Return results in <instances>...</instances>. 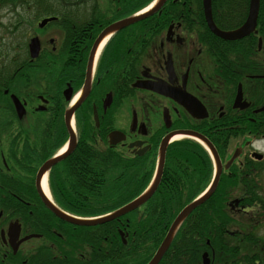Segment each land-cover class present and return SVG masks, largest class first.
Wrapping results in <instances>:
<instances>
[{
  "label": "flooded vegetation",
  "instance_id": "obj_1",
  "mask_svg": "<svg viewBox=\"0 0 264 264\" xmlns=\"http://www.w3.org/2000/svg\"><path fill=\"white\" fill-rule=\"evenodd\" d=\"M204 3L54 0V11L38 8L44 18H55L42 27L36 22L39 30L30 36L38 39L41 61L13 58L8 68L19 69L22 83L9 80L0 89V98L10 101L14 95L25 108L22 118L11 101L12 110L0 112V264H45L38 252L46 246L59 253L56 241L50 244L36 232H44L47 220L66 222L46 206L47 198L62 210L53 199L49 174L76 150L81 132L95 136L90 141L99 149L147 158L141 161L149 164L150 174L134 179L141 191L117 209L153 185L166 138L155 190L124 214L137 222L115 218L123 244L136 234L132 224L142 221L139 226L150 228L153 244L159 241L152 258L176 217L205 196L215 178L207 145L195 140L185 146L197 157V167L188 160L182 168L165 169L168 148L191 139L183 131L207 139L221 169L213 190L180 222L158 264H264V0H259L254 27L231 40L212 27L222 33L242 29L251 0H210V18ZM125 21L130 22L121 25ZM49 25L56 29L39 36ZM61 98L65 107L56 116L53 103ZM73 106L76 145L38 177L47 160L67 152L65 112ZM60 130L66 135L62 143ZM177 135L183 138L173 139ZM206 155L209 167L204 166ZM11 227L18 230L16 249L9 242ZM85 248L73 258L87 264L92 244Z\"/></svg>",
  "mask_w": 264,
  "mask_h": 264
},
{
  "label": "trees",
  "instance_id": "obj_2",
  "mask_svg": "<svg viewBox=\"0 0 264 264\" xmlns=\"http://www.w3.org/2000/svg\"><path fill=\"white\" fill-rule=\"evenodd\" d=\"M39 1L0 0V6H19L23 8L24 6L32 5L37 9L41 8L47 11L46 14L55 8L54 0H45L43 6L38 3ZM20 21H23V19H20ZM13 55L21 57L22 53H17V55L14 53ZM26 59L23 61H26ZM39 61L37 59L31 62ZM0 64L4 65L3 62H0ZM2 69L0 67V80L2 79L0 89L7 88L8 81L15 79L19 70L7 73L6 69ZM28 75H31L30 72H28ZM38 77V74L31 76V78L35 79ZM53 106L56 116L58 111L62 115L65 107L62 98L60 101L53 103ZM9 110H12L9 100L0 98V112ZM60 131L62 132V143L66 135L63 130ZM80 135L81 138L76 150L63 159L60 164L52 168L49 174V186L55 203L65 212L83 218L98 217L116 210L133 199L142 189L134 179L150 174L151 168L147 171L149 164L141 161V159H147L146 157H131L117 153L114 150L105 151L97 148L90 141L95 136L88 132H81ZM59 141L55 147L60 144ZM181 142L168 148L166 159L169 162V166L165 167V169L182 168L184 163H188L185 162L188 160H190L189 162L193 168L198 163L196 161L197 157L190 155V148L185 146L186 143L192 141L184 140ZM172 161L175 162L173 163ZM209 164L206 155L204 166L209 167ZM175 172L177 174L180 173ZM123 216L124 218H129L130 223L137 222V219H131L130 215ZM123 216L119 217L122 221L124 219ZM47 221L50 222H48V227L44 232L36 233L45 234L46 241L50 244L56 241L54 246L59 248L60 251L57 253L49 246L40 248L41 251L38 253L41 254L40 257L45 264H84L80 259H74L73 256L77 249L86 252V244H92L91 258L87 264H146L159 243L158 241L153 244L151 233H149L150 228L144 225L139 226L142 221H140L139 225H131V230L136 231V234L133 237H128L126 244L121 242L119 231L123 230L118 219L93 226H76L66 222L63 223V221ZM150 221L148 220V222ZM53 231H57L62 237L60 239L56 238L52 234ZM110 246H114L117 249L115 250L114 247ZM58 254L61 259H52V256Z\"/></svg>",
  "mask_w": 264,
  "mask_h": 264
},
{
  "label": "water",
  "instance_id": "obj_3",
  "mask_svg": "<svg viewBox=\"0 0 264 264\" xmlns=\"http://www.w3.org/2000/svg\"><path fill=\"white\" fill-rule=\"evenodd\" d=\"M205 1V7L207 9V17L210 18V0H204ZM258 4H259V0H251V12H250V16L249 19L247 20L246 24L243 26L242 29L236 31V32H230V33H222L220 31H218L214 26L212 27V29L215 31L216 34L220 35V37L227 39V40H231L233 39L235 36H240L244 31H249L251 30L254 25H255V19H256V15H257V8H258ZM144 15L141 16H137L134 20H138L139 18L143 17ZM53 18H47L42 20L39 23V27H42L44 24H46L48 21H51ZM130 21H125L123 22L121 25H126L128 24ZM28 52H29V56L30 58L34 59L38 56L39 53V44H38V39L36 37L32 38L28 44ZM69 99V98H66ZM176 99V98H175ZM10 101L12 103V106L14 108V111L17 114L18 118H22L24 113H25V108L24 105L19 101L18 98H16L14 95L10 96ZM79 103V102H77ZM77 104H75L76 106ZM75 106L70 107L68 110H66L65 112V122L67 125V129L69 132V146L67 149V152L61 154L58 157L55 158H51L49 160H47L40 168L39 171V176L41 177L45 172H47L53 165H55L56 163H58L59 161H61L65 155H67L76 145V140H75V135L71 129L70 126V121H71V116L73 114V111L75 109ZM202 117V116H201ZM182 133V135L186 136V137H190L192 139L198 140L200 142H204L208 149H209V153L214 161L215 164V168H216V173H215V178H214V182L213 185L210 189V191L203 196L202 198L194 201L191 205H189V207L185 208L174 220L172 226L169 229L168 234L166 235V237L164 238L163 242L161 243V245L159 246V248L157 249L156 253L154 254V256L150 259V261L147 264H158L161 257L163 256V254L165 253L167 247L169 246V243L171 241V238L173 236V233L175 232L176 228L179 226L180 222L184 219V217L189 213V211L195 207L196 205H198L199 203H201L206 197H208V195L211 193V191L213 190L214 186L216 185V182L218 180V176L220 174V162L219 159L217 157V154L215 152V149L212 147V145L207 141V139H205L204 137L200 136L199 134L193 132V131H183L180 132ZM114 133H112V135L110 136L113 137ZM166 138L163 140L162 145L160 147V152H159V161H158V167H157V176H156V180L154 181L153 185L147 190V192H145L144 194H142L140 197L136 198L135 200L131 201L130 203H128L127 205L115 210L114 212L103 216V217H97V218H85V219H81V218H77L74 217L72 215H69L67 213H65L64 211L60 210L59 208H57L50 200H48L46 198L45 203L46 206L59 218H61L62 220L69 222L71 224H75V225H84V226H93V225H97V224H102L104 222L107 221H111L115 218H118L124 214H127L128 212L132 211L133 209H135L136 207H138L140 204H142L146 199H148V197L153 193V191L155 190L157 183H158V179L161 175L162 169H163V163H164V154H165V149H166ZM231 160H229L230 162ZM18 236V230L14 229V227H11L9 229L8 232V237H9V242L11 244V246H13V249H16L17 245L20 243H18L17 245H14L13 242L14 240L17 238Z\"/></svg>",
  "mask_w": 264,
  "mask_h": 264
},
{
  "label": "rangeland",
  "instance_id": "obj_4",
  "mask_svg": "<svg viewBox=\"0 0 264 264\" xmlns=\"http://www.w3.org/2000/svg\"><path fill=\"white\" fill-rule=\"evenodd\" d=\"M52 11L54 9L50 12ZM40 12L41 10L38 11L32 5L24 6L23 8L19 6H0V62L4 63V65L0 64L1 68L6 69L8 72L13 71L14 68H8L9 63L13 61L10 58H16L14 61L18 63L23 62L27 58L26 43L30 36L39 30L36 22H40V19L45 17ZM20 19H23V21H20ZM52 29L56 28L49 25L38 35L42 36L45 32H52ZM14 53L16 55L17 53H22V56H15L13 55ZM206 67H210L209 60L206 61ZM22 80V74L17 73L15 83L21 84Z\"/></svg>",
  "mask_w": 264,
  "mask_h": 264
},
{
  "label": "bare ground",
  "instance_id": "obj_5",
  "mask_svg": "<svg viewBox=\"0 0 264 264\" xmlns=\"http://www.w3.org/2000/svg\"><path fill=\"white\" fill-rule=\"evenodd\" d=\"M179 138H183V137L182 136H179V135L173 137V139H179ZM63 151H64V149H61V152H63ZM41 187H42L43 191L45 192V194L48 195V190H47V187H46V181H45V179L42 180Z\"/></svg>",
  "mask_w": 264,
  "mask_h": 264
}]
</instances>
